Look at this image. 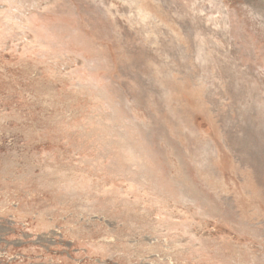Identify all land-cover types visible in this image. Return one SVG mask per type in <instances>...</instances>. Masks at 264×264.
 Segmentation results:
<instances>
[{
    "label": "rangeland",
    "instance_id": "374dc122",
    "mask_svg": "<svg viewBox=\"0 0 264 264\" xmlns=\"http://www.w3.org/2000/svg\"><path fill=\"white\" fill-rule=\"evenodd\" d=\"M0 264H264V0H0Z\"/></svg>",
    "mask_w": 264,
    "mask_h": 264
}]
</instances>
